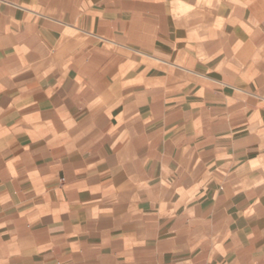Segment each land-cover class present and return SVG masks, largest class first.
<instances>
[{
    "label": "crops",
    "instance_id": "crops-1",
    "mask_svg": "<svg viewBox=\"0 0 264 264\" xmlns=\"http://www.w3.org/2000/svg\"><path fill=\"white\" fill-rule=\"evenodd\" d=\"M0 264H264V0H0Z\"/></svg>",
    "mask_w": 264,
    "mask_h": 264
}]
</instances>
